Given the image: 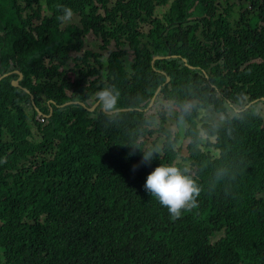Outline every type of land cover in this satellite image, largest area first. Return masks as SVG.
I'll return each mask as SVG.
<instances>
[{"label": "trees", "instance_id": "trees-1", "mask_svg": "<svg viewBox=\"0 0 264 264\" xmlns=\"http://www.w3.org/2000/svg\"><path fill=\"white\" fill-rule=\"evenodd\" d=\"M239 2L0 0V264H264V0Z\"/></svg>", "mask_w": 264, "mask_h": 264}, {"label": "rangeland", "instance_id": "rangeland-1", "mask_svg": "<svg viewBox=\"0 0 264 264\" xmlns=\"http://www.w3.org/2000/svg\"><path fill=\"white\" fill-rule=\"evenodd\" d=\"M229 3L236 5L235 11H234V18L232 19V22L234 24L235 21L238 20L240 17V14H239L240 2H239V0H229ZM162 12H164V10H158V12L156 13L157 16H160ZM68 22L70 24L78 23V18H73L71 21H68ZM143 30L145 31L144 32L145 34H148L150 27H145ZM100 45H101V40L98 38H95L92 34H89L84 38L83 50L84 51L85 50H91V51L102 53L100 48H99ZM116 49H117V47H116L115 43H113L109 48V50H116ZM107 56H108V52H103V60L102 61H103L104 65H106ZM72 57H74V55H72ZM69 68H72V64L69 65ZM68 77L70 78L71 81H73L74 75L72 73H69ZM90 105L93 106V105H95V103L91 102ZM113 112H115V111H113ZM160 112H161V118L162 119L164 118L166 120L165 129L169 132V134H172V135L177 134L180 136L179 147H181V149H182L181 153L185 154L184 152H185V146L187 145V141L184 138H182V136H181V131H184L185 127L177 126L175 124L174 116L177 113V109L171 105H168L165 108L161 109ZM225 121H226V119L224 117H220V116L216 115L213 110H210V111H207V112L200 114L199 119H198L199 124H221V125H223L225 123ZM158 138L160 141L165 140V136L163 134L159 135L157 133L152 139L149 140V143L155 142Z\"/></svg>", "mask_w": 264, "mask_h": 264}, {"label": "water", "instance_id": "water-1", "mask_svg": "<svg viewBox=\"0 0 264 264\" xmlns=\"http://www.w3.org/2000/svg\"><path fill=\"white\" fill-rule=\"evenodd\" d=\"M172 57H173V58H177V56H166V57H165V56H155V57L153 58L152 64H154L155 61H157V60H165V59H170V58H172ZM183 62L186 63V60L183 59ZM186 66H187L189 69H194L193 67L188 66L187 64H186ZM13 73L16 74V75L18 76V78H17L16 80H14V81L11 82L12 87L19 88V89L23 90L24 92L28 93V95H30L29 90H26L25 88H22V87L19 85V82H20V81L22 80V78H23L22 74H21L19 71H13ZM163 74H165V73L163 72ZM8 75H10V74H4V75L0 76V81H1L3 78L7 77ZM170 81H171V78H170V77H167V82H166V83H169ZM160 91H161V87H160V88L158 89V91L156 92V96H155V98L152 100L151 105L149 106V109L153 108L154 103H155V100H156L157 96L159 95V92H160ZM104 98H106V97H104ZM33 100H34V97L32 96V101H33ZM102 100H103V99H102ZM110 101H111V100L108 99V102H107V104L104 106V109H103V112H104L106 115H108V116H112V115H116V114H120V113H130V112H132V110L128 109V110H119V111H115V112H110V113H109V112L106 111V107H107V105L110 103ZM261 102L264 103V99H262ZM72 105L81 106V107H82L83 109H85L87 112H89V113H94V112L98 109L100 103L95 104L92 108H88V107H87L85 104H83V103H67V104H65L64 106H72ZM33 106L36 107L35 103H33ZM64 106H63V107H64ZM63 107H60V108H63ZM36 108H37V107H36ZM247 108H248V107H246V109H247ZM36 110H37V109H36ZM139 111H140V110H139ZM37 112L39 113V115H40L41 117H44V115H43L42 113H40L39 110H37ZM49 112H50V115H51L52 110L50 109ZM235 113L238 114V113H240V112H239V111H235ZM47 118H49V117H47Z\"/></svg>", "mask_w": 264, "mask_h": 264}, {"label": "built area", "instance_id": "built-area-1", "mask_svg": "<svg viewBox=\"0 0 264 264\" xmlns=\"http://www.w3.org/2000/svg\"><path fill=\"white\" fill-rule=\"evenodd\" d=\"M41 123H42V124L44 123V120H43V119L41 120Z\"/></svg>", "mask_w": 264, "mask_h": 264}]
</instances>
